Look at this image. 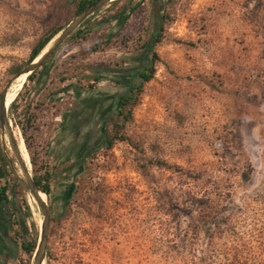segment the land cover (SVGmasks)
Here are the masks:
<instances>
[{"label": "rangeland", "instance_id": "374dc122", "mask_svg": "<svg viewBox=\"0 0 264 264\" xmlns=\"http://www.w3.org/2000/svg\"><path fill=\"white\" fill-rule=\"evenodd\" d=\"M154 3L120 0L89 14L70 32L80 38L65 37L26 80L15 76L27 65L8 68L77 17L73 1L0 0L5 120L28 176L48 174L43 264H264V0H163L156 59L147 54L153 74L123 121L116 98L139 80ZM92 108L89 123L109 113L105 135L112 119L122 140L81 161L91 125L69 130ZM0 150L13 186L0 207V264H31L16 223L28 233L33 224L37 237L39 195L1 125Z\"/></svg>", "mask_w": 264, "mask_h": 264}, {"label": "trees", "instance_id": "16d2710c", "mask_svg": "<svg viewBox=\"0 0 264 264\" xmlns=\"http://www.w3.org/2000/svg\"><path fill=\"white\" fill-rule=\"evenodd\" d=\"M73 1V15L77 16L84 12L86 9L91 7L93 4H95L98 0H72ZM120 0H113L109 3V6L114 5L115 3L119 2ZM154 4L160 3L159 6L156 8V10L151 12V17L153 18L152 22V28H151V34L150 38L144 42L141 46L142 53L140 57L138 58V61L136 62V66L133 68V73L135 76L139 79L136 84L132 86L129 91H127L124 94L119 95V98L117 100V114L118 116H121V119L123 121H126L130 119V110L131 108L136 105L137 103V96L140 92V88L143 83L150 80L153 74V67L152 62L147 59V54L150 52L153 59H156L155 53L152 52V47L155 43L159 42L160 40V32H161V22L163 19V0H154ZM92 24L88 25V27L83 28V30H90L92 29ZM62 29L61 26H57L54 28H50L46 30L38 39L37 41L32 45V47L29 50V53L27 55V58L25 61H19L18 63L11 65L8 68L9 74H16L23 66L28 65L43 49V47ZM87 32V31H86ZM82 34L81 29L77 28L68 35V37L65 39L70 38H80ZM64 40V41H65ZM63 41V42H64ZM57 47L44 59H42L37 66L26 76V80H30L32 78V75L34 74L35 70L43 66L48 59L55 53ZM117 84L120 83V81H115ZM18 95V94H17ZM16 98V97H15ZM15 98L9 103L8 107L11 108L13 106ZM110 130L109 135H105L104 137V145L103 147L108 149L111 147V144L114 140H122V137L118 135L119 132V125H117L112 119L109 122ZM90 154V157H94V151L91 149L88 151L87 154ZM12 173V169L10 166L9 161L6 159V156L4 153L0 150V207L2 204H6L8 202L7 194L8 192H12L13 186L12 184L6 179L7 176ZM33 185L38 189L39 191H42L43 193H38L40 202H44L46 199V196L49 195V189H48V174L45 173L42 176H36L33 175L31 177ZM70 194V192L68 193ZM216 210V209H215ZM214 212V211H213ZM208 212L207 215H203L202 222L205 224H208V220L210 218H215L216 211L214 213ZM215 214V215H214ZM18 221V220H17ZM19 226V231L17 233L18 236V248L26 254L28 257L31 256L33 253L35 244H36V231L33 229V224H31V232L28 233L27 228L24 224L23 219H20L17 223ZM199 262V260H198ZM263 262V261H262ZM48 264V263H45Z\"/></svg>", "mask_w": 264, "mask_h": 264}, {"label": "water", "instance_id": "95a60500", "mask_svg": "<svg viewBox=\"0 0 264 264\" xmlns=\"http://www.w3.org/2000/svg\"><path fill=\"white\" fill-rule=\"evenodd\" d=\"M113 0H98L95 4H93L91 7L86 9L84 12L81 14L77 15V17L71 21L69 24H67L62 30L58 32V35L56 37H53L44 47L43 49L39 52V54L18 74H16L15 77L21 75V74H29L36 66L37 64L44 59L47 55H49L56 47L57 45L65 38L67 37L70 32L74 29V27L86 16L89 14L93 13L94 11L106 6L108 3L112 2ZM44 50V51H43ZM37 58V59H36ZM7 87V86H6ZM4 97L5 93H1L0 95V125L2 129L6 132L8 141L10 143V147L12 149L14 158L16 162L18 163L20 173L22 174L23 178V183L26 187V189L32 194H37V193H43L42 191H39L36 189V187L33 185L31 178L28 176L25 168V164L23 160L21 159L19 149L17 148V145L15 144L11 133L8 130V124L5 120V108H4ZM44 194V193H43ZM45 195V194H44ZM37 199V198H35ZM39 207L41 208L42 211V221L39 226L38 232H37V237H36V244L32 253V263L31 264H41L43 262V250H44V239H45V223H46V218H47V213H46V208L43 205V202L36 200Z\"/></svg>", "mask_w": 264, "mask_h": 264}, {"label": "flooded vegetation", "instance_id": "af4514ba", "mask_svg": "<svg viewBox=\"0 0 264 264\" xmlns=\"http://www.w3.org/2000/svg\"><path fill=\"white\" fill-rule=\"evenodd\" d=\"M133 73V72H132ZM135 76V74H132ZM133 85L129 86V89L132 88ZM128 89V91H129ZM119 96L116 98V104H115V110L118 109L117 106V100ZM114 110V109H113ZM112 110V111H113ZM90 114H88V117H85L82 121L78 122L76 124V119L73 121L74 122V128H71L69 131L72 133H75L81 126L83 125H88L89 120L91 119V115L94 113V109L89 110ZM109 113L103 114V113H98L96 114L95 118L89 123L91 125V129L82 137H80L81 142L83 144V148L78 151L77 156L81 157V161L85 159L86 157H89L92 152L89 154L88 151L91 149L92 151H95L96 149H99L103 147L104 145V137H105V132H104V125H105V120L108 118ZM77 140V139H76Z\"/></svg>", "mask_w": 264, "mask_h": 264}, {"label": "crops", "instance_id": "0c3cea01", "mask_svg": "<svg viewBox=\"0 0 264 264\" xmlns=\"http://www.w3.org/2000/svg\"><path fill=\"white\" fill-rule=\"evenodd\" d=\"M4 232H5V226H3V222L0 219V239L4 236Z\"/></svg>", "mask_w": 264, "mask_h": 264}, {"label": "bare ground", "instance_id": "6f19581e", "mask_svg": "<svg viewBox=\"0 0 264 264\" xmlns=\"http://www.w3.org/2000/svg\"><path fill=\"white\" fill-rule=\"evenodd\" d=\"M43 51H44V50H43ZM36 59H37V58H36ZM8 99H9V97H8V96H7V98H6V99H4V108H6V107H5V104L7 103ZM41 264H43V262H42Z\"/></svg>", "mask_w": 264, "mask_h": 264}]
</instances>
